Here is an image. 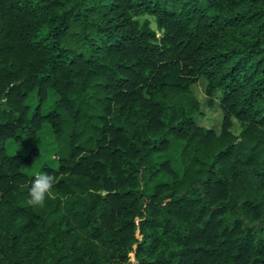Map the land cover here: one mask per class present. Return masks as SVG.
I'll list each match as a JSON object with an SVG mask.
<instances>
[{
    "label": "trees",
    "instance_id": "1",
    "mask_svg": "<svg viewBox=\"0 0 264 264\" xmlns=\"http://www.w3.org/2000/svg\"><path fill=\"white\" fill-rule=\"evenodd\" d=\"M0 264H264V0H0Z\"/></svg>",
    "mask_w": 264,
    "mask_h": 264
},
{
    "label": "rangeland",
    "instance_id": "2",
    "mask_svg": "<svg viewBox=\"0 0 264 264\" xmlns=\"http://www.w3.org/2000/svg\"><path fill=\"white\" fill-rule=\"evenodd\" d=\"M148 19H149L148 17H143L140 19V21L144 22ZM205 86H206V81L202 79L195 86L192 87L193 92L203 102L202 114L199 117H197L196 120L200 125L206 126L208 128H215L216 130L219 131L221 126L222 115L218 105H215L214 107L208 106L207 97L205 94ZM51 101L52 98L50 99V102ZM29 103L34 106L35 105L34 98H31L29 100ZM46 108L47 106L45 107V109ZM234 132L235 133L239 132L236 126L234 128ZM36 146H38L39 148L40 156L32 166L25 168L26 173L34 176L37 173H42L43 172L42 169L44 166H55V163L53 161V151H54L53 137L48 125H44L37 141L22 139L18 143H14L11 141L6 142V149L9 154L19 153L28 156L35 149Z\"/></svg>",
    "mask_w": 264,
    "mask_h": 264
},
{
    "label": "clouds",
    "instance_id": "3",
    "mask_svg": "<svg viewBox=\"0 0 264 264\" xmlns=\"http://www.w3.org/2000/svg\"><path fill=\"white\" fill-rule=\"evenodd\" d=\"M56 176L48 172L37 173L31 183L29 199L30 206L44 207L47 198L54 199L53 187L56 184Z\"/></svg>",
    "mask_w": 264,
    "mask_h": 264
}]
</instances>
